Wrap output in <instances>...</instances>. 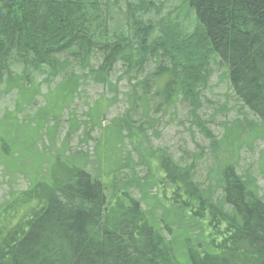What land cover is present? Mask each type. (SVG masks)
<instances>
[{
    "label": "trees",
    "instance_id": "1",
    "mask_svg": "<svg viewBox=\"0 0 264 264\" xmlns=\"http://www.w3.org/2000/svg\"><path fill=\"white\" fill-rule=\"evenodd\" d=\"M214 76L226 85L215 113L232 98L244 117L218 124L228 142L254 133L244 111L264 133V0H0V98L15 95L0 112V175L29 182L0 200V264H264V198L217 140L180 157L154 143L178 109L208 131L198 112ZM124 80L122 114L103 127ZM89 83L114 97L56 144Z\"/></svg>",
    "mask_w": 264,
    "mask_h": 264
},
{
    "label": "rangeland",
    "instance_id": "2",
    "mask_svg": "<svg viewBox=\"0 0 264 264\" xmlns=\"http://www.w3.org/2000/svg\"><path fill=\"white\" fill-rule=\"evenodd\" d=\"M116 1V0H111ZM120 1V0H119ZM162 1V4L165 0ZM171 4L168 5V9ZM176 6V4L174 5ZM164 10L165 13L162 15H166L169 10ZM156 18V17H155ZM116 21L117 19L115 17ZM121 19V18H120ZM156 18L155 20H157ZM179 19V18H178ZM120 72V70H118ZM154 72L153 69L148 70L146 73L150 74ZM120 74V73H119ZM122 84L119 87L121 96L118 98L116 103H113L107 109V113L103 118V127L107 126L110 122H112L116 117L122 114L125 105V96L124 93L129 89V85H127V81H122ZM210 90L205 97L206 101L211 100L209 107H204L203 111L198 115L204 120V123H207V132H203L202 129L197 128V126L192 125V123H188L186 117H183V112L181 110L170 111L162 125L158 126V138L155 135L154 143L157 145H169L171 146L173 151H176V156H181V150H186L189 153H194V150L197 148V145H201L202 147H211L210 144L213 141L218 142L216 147L212 148L215 150L218 159L221 161H226L225 166L231 165L238 175H242L246 182L248 183V187L256 194L257 196H263L264 198V133L262 132L260 125L257 123L256 119L252 117L247 111H244L245 118L248 122H253L254 124V133L250 136H245L242 139H239L238 136H235L236 139H233L232 142H228L232 140L231 134L227 136H223V126H219L218 124L223 122L225 119L228 121H235L236 118H244L243 115L241 117L235 108V103L230 99V104L228 105V114L227 116L221 115L218 112L215 113L214 107L216 104V99L221 98L226 92V85H223L222 82L214 76L212 81L210 82ZM82 94L74 99V101L68 107V113L71 115H64L59 118V128L60 132L58 137H54V141L58 144L64 137V134L67 132V128H69V119L74 117L75 120H72L73 123L79 125L80 128L89 129L90 126H86L90 120L87 116V112L89 108L93 105V102L101 97L102 95H106L108 99L112 100L114 97V93L108 91V88H104L101 85H96L89 83L87 87H83ZM155 90V88H154ZM230 93V92H229ZM12 98H0V112L4 111L6 108H10L11 105H14V97L12 94ZM232 97V96H231ZM201 100L203 104L206 105V101ZM214 100V101H213ZM226 99H222V102ZM214 102V106L213 103ZM209 105V103L207 104ZM224 110H222V114H224ZM24 114V113H23ZM213 119V121H211ZM169 120V121H168ZM168 121V124L166 123ZM83 128V129H84ZM83 129L80 131L73 133L71 142L72 146L79 144L81 138L83 137ZM101 131L99 128H94L92 131V137L99 139L101 136ZM239 136L241 134H238ZM242 137V136H241ZM216 138V139H215ZM229 143H233V153L231 158L228 159L229 153ZM94 141H90L89 143V151L90 157L92 160H95V150H94ZM86 148V147H85ZM46 149L49 148L46 146ZM51 150V149H50ZM124 151H131V146L128 140L125 141ZM135 157L134 155H132ZM205 157V156H204ZM205 172H202V176H204ZM28 180H26L22 175H19L18 178L13 180H8L2 178V174L0 175V200L4 199V197L10 192V189L20 190L26 189L28 186ZM150 195L148 198H142L144 207H151L153 202V197L157 193V190L154 188L150 191ZM138 197L141 196V193L135 192ZM158 210V209H157ZM161 213V210L158 211Z\"/></svg>",
    "mask_w": 264,
    "mask_h": 264
}]
</instances>
